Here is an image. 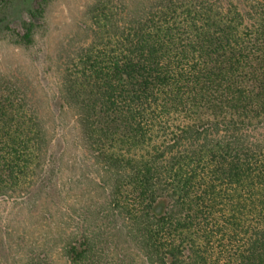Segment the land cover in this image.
I'll use <instances>...</instances> for the list:
<instances>
[{
  "label": "trees",
  "instance_id": "1",
  "mask_svg": "<svg viewBox=\"0 0 264 264\" xmlns=\"http://www.w3.org/2000/svg\"><path fill=\"white\" fill-rule=\"evenodd\" d=\"M94 9L61 95L104 200L62 239L70 264H264V0ZM4 86L0 196L28 194L45 177L49 137ZM23 264L52 262L33 253Z\"/></svg>",
  "mask_w": 264,
  "mask_h": 264
},
{
  "label": "rangeland",
  "instance_id": "2",
  "mask_svg": "<svg viewBox=\"0 0 264 264\" xmlns=\"http://www.w3.org/2000/svg\"><path fill=\"white\" fill-rule=\"evenodd\" d=\"M143 4L151 0H0V87L21 92L49 137L45 177L28 194L0 196V264H23L33 253L70 264L62 239L89 227L81 209L103 202L104 192L62 99L63 71L93 39L94 8L131 15ZM26 26L34 27L30 46L21 43Z\"/></svg>",
  "mask_w": 264,
  "mask_h": 264
}]
</instances>
